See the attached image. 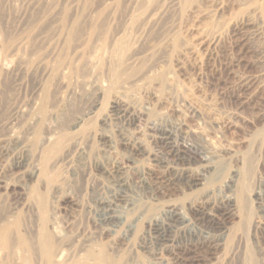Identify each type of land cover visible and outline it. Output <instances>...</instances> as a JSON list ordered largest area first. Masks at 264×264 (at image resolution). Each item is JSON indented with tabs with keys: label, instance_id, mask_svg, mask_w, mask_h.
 Instances as JSON below:
<instances>
[{
	"label": "rangeland",
	"instance_id": "obj_1",
	"mask_svg": "<svg viewBox=\"0 0 264 264\" xmlns=\"http://www.w3.org/2000/svg\"><path fill=\"white\" fill-rule=\"evenodd\" d=\"M0 264H264V0H0Z\"/></svg>",
	"mask_w": 264,
	"mask_h": 264
},
{
	"label": "bare ground",
	"instance_id": "obj_2",
	"mask_svg": "<svg viewBox=\"0 0 264 264\" xmlns=\"http://www.w3.org/2000/svg\"><path fill=\"white\" fill-rule=\"evenodd\" d=\"M164 135H171V134L164 133ZM126 143L130 144L133 150L136 151L138 149L136 148L137 144L132 139H126ZM10 155L14 156L16 155V152L13 151L12 153H10ZM168 168L169 171L177 172L182 176L186 177L187 175V174L185 175L183 169L180 170L179 168H176L175 166H172L169 163H168ZM141 183L143 185L147 184L144 180H142ZM117 186L119 187V189L116 190V193L113 196V198H108L107 196H106L107 199L102 198L103 200L101 203L100 223L105 228H108L110 226H115L118 223H120L123 217L124 216L126 217V215H124V212L126 213L127 209L136 206V204H138L139 201V197L136 195V193L127 189L128 179L126 176L124 175L119 176L117 181ZM198 210L205 215H209L210 217L213 216L210 210L205 211L203 210V207H198ZM153 229L154 231L151 240H153L155 243L163 247L172 246L176 244L179 241V237L182 235L189 234L193 236L196 235V233L198 232L195 229V225L191 222V219L188 216H186L184 211V206L181 207L174 206L167 212L166 216L156 218L154 220ZM199 234L205 237H208L210 235L209 232H204V231H202ZM210 236H212V238L214 237V235H210ZM43 242L45 248L51 251L53 248V240L50 234H46L44 236Z\"/></svg>",
	"mask_w": 264,
	"mask_h": 264
}]
</instances>
